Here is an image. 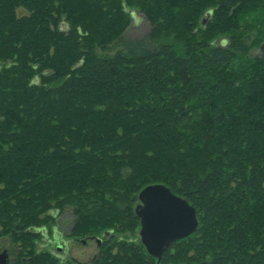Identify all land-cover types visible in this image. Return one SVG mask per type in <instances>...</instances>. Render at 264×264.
<instances>
[{
  "label": "trees",
  "instance_id": "1",
  "mask_svg": "<svg viewBox=\"0 0 264 264\" xmlns=\"http://www.w3.org/2000/svg\"><path fill=\"white\" fill-rule=\"evenodd\" d=\"M138 11L150 29L131 40ZM263 44L264 0H0L12 264H74L38 247L66 209L70 237L110 231L96 264H264ZM156 183L199 219L161 259L135 213Z\"/></svg>",
  "mask_w": 264,
  "mask_h": 264
},
{
  "label": "water",
  "instance_id": "2",
  "mask_svg": "<svg viewBox=\"0 0 264 264\" xmlns=\"http://www.w3.org/2000/svg\"><path fill=\"white\" fill-rule=\"evenodd\" d=\"M135 213L140 218L141 242L148 253L158 259L174 242L192 235L199 225L196 207L160 183L150 184L140 191ZM109 233L106 231L104 235ZM96 238L102 241V237ZM0 264H10L7 250L0 252Z\"/></svg>",
  "mask_w": 264,
  "mask_h": 264
},
{
  "label": "rangeland",
  "instance_id": "3",
  "mask_svg": "<svg viewBox=\"0 0 264 264\" xmlns=\"http://www.w3.org/2000/svg\"><path fill=\"white\" fill-rule=\"evenodd\" d=\"M20 14H25L26 11L24 9H19ZM150 29V25L146 17L141 13H134L132 23L127 29L125 35L131 40H141L148 33ZM253 53L262 55L264 54V48L254 49ZM54 218L56 219V225L52 229L53 231L49 232L47 229H43L45 237H42L39 241V246L46 243L47 238H52L53 236H59L63 238H68L69 234L72 233V225L75 220V216L72 214L71 210L66 209L61 212L60 210H54ZM141 228V226H140ZM137 236H139V231ZM86 239V238H85ZM0 249H8L11 258L14 259L17 254V246L14 245L8 237L0 238ZM38 246V247H39ZM44 249V248H41ZM45 248L44 250H46ZM97 244L96 241L87 239L86 243L82 241L74 242L71 245L70 256L76 259L79 262H89L92 257L97 253ZM111 262V259H109Z\"/></svg>",
  "mask_w": 264,
  "mask_h": 264
},
{
  "label": "flooded vegetation",
  "instance_id": "4",
  "mask_svg": "<svg viewBox=\"0 0 264 264\" xmlns=\"http://www.w3.org/2000/svg\"><path fill=\"white\" fill-rule=\"evenodd\" d=\"M105 236L106 235L104 234L101 236L102 237L101 242L98 241L96 236H89L86 239H82V238L78 239V238L70 237V236L68 238L53 236L52 238H47L46 243H44L43 245H40L39 248L40 249L47 248V250L51 251L54 255L59 257L62 261H73L74 264H96V259L99 254V249L105 242ZM87 239L96 241L97 248H98L97 253L92 257V259L90 260V263L89 262H79L70 256L71 245L74 242H78V241H82L83 243H86ZM4 250H7L9 254L10 264L17 261V254H16V257L12 259L11 254L8 249H0V252Z\"/></svg>",
  "mask_w": 264,
  "mask_h": 264
}]
</instances>
